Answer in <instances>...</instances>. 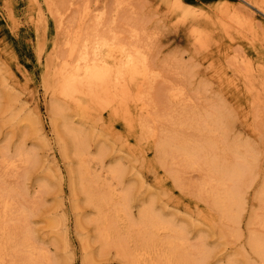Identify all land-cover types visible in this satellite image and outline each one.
I'll return each instance as SVG.
<instances>
[{
  "label": "rangeland",
  "instance_id": "374dc122",
  "mask_svg": "<svg viewBox=\"0 0 264 264\" xmlns=\"http://www.w3.org/2000/svg\"><path fill=\"white\" fill-rule=\"evenodd\" d=\"M258 1L0 0V199L10 197L13 206L0 228L29 235L46 264H131L127 255L136 254L140 264H155L167 237L143 248L138 230H124L149 208L186 231L184 250L196 263L207 250L202 264H263L251 246L254 238L264 247V12ZM181 7L195 15L184 19ZM98 16H104L100 34L113 30L148 58L156 78L152 90L146 85L154 103L149 112L139 111L134 90L129 111L61 94L57 74L74 65L83 40L99 34ZM53 109L60 114L55 122ZM221 112L230 119L228 130L210 135L205 125ZM68 131L85 139L84 163ZM211 140L230 156L235 144L253 154L238 225L202 189ZM166 142H172L168 149ZM179 143L203 148L195 169ZM83 164L99 194L102 183L128 193L133 220L109 219L107 228L122 230L109 242L84 194ZM0 234V245L7 244ZM2 258V264L25 260L7 245Z\"/></svg>",
  "mask_w": 264,
  "mask_h": 264
},
{
  "label": "bare ground",
  "instance_id": "6f19581e",
  "mask_svg": "<svg viewBox=\"0 0 264 264\" xmlns=\"http://www.w3.org/2000/svg\"><path fill=\"white\" fill-rule=\"evenodd\" d=\"M256 6L264 12V0H259ZM179 10L183 14L184 19H189L193 17L192 15H195V13L189 12L188 7H181ZM104 16L96 17L95 26L97 32H99L96 38L94 40L90 38L83 40L80 46L76 47L78 57L74 65L63 74H57L61 83V94L67 97L72 96L78 101L85 98L96 102L104 101V106L108 109L113 108L117 110L120 108L129 111L127 101L130 99L131 91L134 90L140 94V97L135 102L139 104L137 105L139 111L149 112L154 103L151 105L152 97H149L151 93L147 95V89H153L152 84L156 79L153 75L154 72L150 68L149 60L140 49L121 41L113 30L109 34L107 33V35L100 34ZM147 84H150L148 88L146 87ZM221 113L217 116L216 120L213 119L212 122L209 121L205 125V129L210 135L213 132H216L214 135L217 132H221L220 136L221 134H226L230 119L226 117L225 112ZM58 115H60L59 112L53 109L51 112L53 122L56 121ZM68 132L72 134L73 139H71L75 141L76 153L82 163H84L88 151L85 139H83L81 134L73 131ZM169 142H166L168 145H164L167 149L173 141ZM212 143H209L210 150L206 151V156L203 157L204 164L207 166V178L203 182L202 189L205 193H209L214 205L221 210L225 217L232 224L238 225L245 208L246 181L251 176L252 166L250 161L253 158V154L250 151L242 153L240 146L235 144L229 146L230 156L224 150H221L219 142L212 141ZM202 151V147H192L186 143L178 144V152L183 156L186 164L194 169L199 165L198 161L202 157ZM89 175V169L83 164L82 179L85 182L83 184V191L87 195L89 202L98 209L100 217L97 223L101 227L102 239L109 242L112 237L117 238L119 236L117 233L122 231L117 228L115 230L107 228L106 224L109 219L120 222L124 218L125 223H127V219L129 223L133 220L128 193L118 195L110 186L102 183L105 190L103 191L104 188L101 189L102 187L98 185L102 190L99 194L96 192L99 189L95 191L97 187L94 188V184L96 183H91L87 180ZM252 176L254 175L252 174ZM114 177H117L116 174ZM262 193L264 195V185ZM8 198L10 197L0 199V219L7 218L12 214L13 206ZM104 207H108L111 213L106 212ZM140 219L138 224H132L128 229L126 224L124 230L126 232L138 230L139 235H141V247H151L150 242H154V239L160 238L163 235L167 237L166 242L162 246L163 249L159 253L157 251L155 264H202L205 262L207 250L197 254L200 257L198 263L193 260L191 255L185 252L184 248L188 237L186 238L187 233L182 228L175 227L172 223L157 215L153 210H149V208L141 212ZM0 233H2L7 243L0 245V264L4 262L2 255L6 245L10 246L13 251L24 255V264H46L48 261L43 250L32 242L29 235L18 238L17 235L10 233L7 227L0 228ZM150 239L152 240L150 241ZM251 246L255 253L264 259V247L261 243L253 238ZM118 249L123 255H127L123 244L118 243ZM127 257L131 264H140V255H131V257L127 255ZM143 259L147 261L146 257H143Z\"/></svg>",
  "mask_w": 264,
  "mask_h": 264
}]
</instances>
